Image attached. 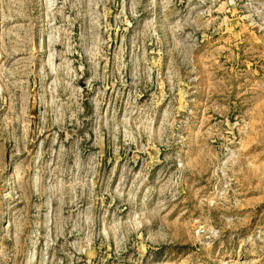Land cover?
Instances as JSON below:
<instances>
[{
	"label": "rangeland",
	"instance_id": "1",
	"mask_svg": "<svg viewBox=\"0 0 264 264\" xmlns=\"http://www.w3.org/2000/svg\"><path fill=\"white\" fill-rule=\"evenodd\" d=\"M0 264H264V0H0Z\"/></svg>",
	"mask_w": 264,
	"mask_h": 264
}]
</instances>
